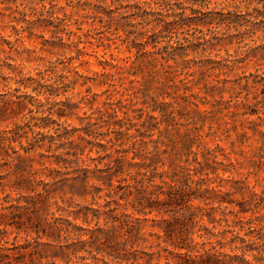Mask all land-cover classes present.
<instances>
[{
    "label": "rangeland",
    "instance_id": "obj_1",
    "mask_svg": "<svg viewBox=\"0 0 264 264\" xmlns=\"http://www.w3.org/2000/svg\"><path fill=\"white\" fill-rule=\"evenodd\" d=\"M156 1L160 2L101 0L100 8L106 7V12L96 13L90 12L85 0H0V133L16 124L21 125L28 131L21 141L27 146L38 131L54 132L35 126L30 129L25 124V116L42 115L37 101L29 96H36V93L21 83L28 77L42 73L53 78V82H61L64 75L70 77L67 85L49 89L50 94L46 95L49 99L44 108L53 111L65 108V116L59 121L69 129L80 128L79 133L84 134L82 126L89 117H96L98 109L110 110L114 106L111 103L124 100L126 94H135L134 108L143 107L141 93H135L138 84L133 82L135 77L132 74L140 68L142 73L138 78L143 76L149 81L157 70L148 62L146 51H154L155 57L160 58L164 54L162 56L173 58L170 60L173 74L169 75L160 67L158 82L150 81L152 88L148 102L152 103L156 88L165 81L172 87L165 88L160 99L172 102L171 109L176 116L172 123L188 121L189 125L171 124L172 132L161 138L160 151L166 162L180 157L184 161L186 156L182 153L186 148L182 144L185 130H191L190 135L195 137L192 150L197 152L198 160L207 164L209 173L210 168L217 169L208 176L207 185L217 192L220 190L219 195L226 200L219 206L217 201L207 203L193 199L190 209L196 214L193 223L186 220L185 226L177 231L188 232L184 243L193 246L198 242V249L203 240L199 234L207 238L211 236L209 231L223 232L220 241L224 247L217 248L230 253L231 248L242 245L241 238L256 236L261 224L264 226V137H261L264 133V0H166L171 4L166 2L161 6L154 3ZM138 5L150 13L145 14ZM105 72L109 74L105 75ZM24 94L26 103L23 110L16 104L11 105L12 101H17V96ZM38 97L45 101L44 95ZM4 108L7 109L5 112ZM28 108H33V112L30 113ZM16 112L21 113L16 115ZM135 114L145 116L146 112H130V116ZM57 116L54 114L52 118ZM31 122L33 125L35 120ZM161 127H165V123ZM72 139L79 141L77 134ZM14 145L23 153L19 143ZM45 150L38 149V152L47 153ZM87 154L88 148L81 156L85 161L79 162L78 167L93 168L98 162L88 160ZM132 154H128V161H140L130 160ZM89 155L95 158L99 154L93 150ZM35 158L40 159L38 156ZM193 158L191 155L190 161ZM43 162L47 166L58 167L51 165L48 159H43ZM4 163L0 159V174L7 175L12 169ZM98 164L103 167L104 161ZM34 166L42 167L36 161ZM125 167V176L128 172L133 173L127 162ZM7 176V183L16 181L14 175ZM94 183L98 184L97 181ZM207 185L202 187V191ZM7 192L18 196V192L11 191L9 187ZM227 192L230 194L226 195ZM104 194L105 191L100 193L102 197ZM3 195L0 191V197ZM71 197V193L64 194L58 189L45 205L36 199L30 204L35 203L32 209L40 210V217L46 224L53 221L54 216L67 215L60 206L79 203L97 207V202H104L98 197L93 200L90 195L86 198ZM25 201L22 198V202ZM198 205L205 210L199 211L195 208ZM127 206L128 212H133ZM241 208L246 212H239L236 216ZM119 210H124V207ZM205 211L214 222H210ZM186 214H189L188 210L175 208L169 213L148 215L149 219L156 218L157 221L141 222L140 236L147 240L138 241L134 249L139 246L149 251L165 245L172 248L171 240L161 234L159 223H162V218L180 217L183 220ZM135 216L143 218L137 213ZM225 217L231 226H227L223 220ZM249 219H253L257 228L254 234L248 232L246 221ZM77 222L82 224L81 219ZM152 232L161 234V238L151 235ZM34 236V233L27 235L9 228L3 244L13 247ZM178 237L174 236L176 242H180ZM212 241H215L213 237ZM46 250L53 252V248ZM253 254L256 250H248L247 258L252 260ZM163 262L164 259L161 264ZM12 264L30 263L27 257Z\"/></svg>",
    "mask_w": 264,
    "mask_h": 264
},
{
    "label": "trees",
    "instance_id": "obj_2",
    "mask_svg": "<svg viewBox=\"0 0 264 264\" xmlns=\"http://www.w3.org/2000/svg\"><path fill=\"white\" fill-rule=\"evenodd\" d=\"M166 2L167 5L171 4L166 0L154 3L161 6ZM85 3L89 4L90 12H106V7L100 8L101 0H97L96 3L85 0ZM138 7L142 8L139 5ZM142 10L145 14L150 13V10L143 8ZM146 54L148 62L157 69L151 74L150 80L147 81V78L143 76L138 78L139 73H142L140 68H136L137 71L132 74L135 77L133 82L138 84L135 93H141L143 107L134 108L135 94H126L127 98L124 100L118 99L111 103L114 106L110 110L98 109L96 117H89L82 126L84 134L79 133L80 128L69 129L59 121L65 116V108L55 111L44 108L49 99L46 96L50 94L49 89H60L61 85H67L71 81L68 75H64L61 82H53V78H47L46 75L39 73L37 77H28L21 82L36 93V96H29L37 101V107L42 113L39 116H25V124L30 129L35 126L54 132L47 134L38 131L33 141L27 146H24L21 141L27 136L28 131L21 125L16 124L14 128L3 130V134L0 133V159L12 169L7 175L12 174L16 179L13 184H9L5 181L8 176L0 174V191L4 193L0 197V264H12L13 261H23L27 257L30 264H57V262L61 264H161L162 259H164L163 264H264V231L262 232L264 226L262 224L256 236L241 238L242 245L234 246L230 253L217 248L224 247L220 241L223 232L209 231L211 236L207 238L199 234L203 240L198 249V242L193 246L187 242L184 243L187 241L188 232L185 234L177 231L178 228L182 229L185 226L186 220L188 223H193L196 215L194 211L190 212L193 199L207 203L217 201L219 206L226 200L219 195L220 190L217 192L215 188L208 187V176L210 173H215L217 169L210 168L209 173L207 164L198 160L197 152L192 150L195 137L190 135L191 130H185L186 137L182 144V147L186 148V152L182 153L186 156L184 161H181V157L168 162L163 158L164 155L160 151L161 138L172 132L169 127L176 118L171 109L172 102L160 99L164 96L163 90L170 85H167L165 81L161 82L156 88L157 92L151 97V104L148 102V97L152 88L150 81L158 82L160 67L162 71L169 72V75L173 74L170 71L173 68L170 60L173 58L162 56L164 54H161L160 58L155 57L154 51H146ZM106 74L109 73L105 72ZM40 94L44 95L45 101L38 97ZM25 96L26 94L17 96V101H12L11 105L16 104L23 110L26 103ZM3 110L5 112L7 109ZM28 110L32 113L34 109L28 108ZM131 111H144L146 114L130 116ZM20 113L16 112V115ZM54 114L58 115L57 118H52ZM32 120H35L33 125H31ZM164 123L165 127H161ZM188 123V121L187 123L181 121L173 125L188 126ZM104 127H107L105 131L102 130ZM76 134L79 141L72 139ZM261 137H264V133ZM14 143L20 144L23 153H20ZM87 148L88 160L98 162L93 168L78 167L79 162L85 161L81 156L85 154ZM38 149H46L47 153L38 152ZM61 149H64L63 152ZM93 150L99 154L98 157L89 155ZM130 152L133 153L130 160L139 159L140 161H128L127 156ZM162 152L166 153V150ZM191 155L194 156L192 161H190ZM36 156L40 159L35 160ZM43 159H48L51 165L55 164L58 167L47 166ZM34 161L42 167L36 168ZM102 161L104 166L100 167L98 163ZM125 162L130 169L134 170L133 173L128 172V176H125L127 173ZM115 181L116 184H114ZM204 185L207 187L202 191ZM7 187L11 191H17L18 196H12L11 192H7ZM166 187L168 190L165 189ZM58 189L64 194L71 193V199L75 196L86 198L90 195L93 200L98 197L104 202H97V207L79 203H75V206H71L70 203L67 207L60 206L67 215L54 216L53 221L44 224L39 214L40 210L32 209L35 203L30 204V201L36 199L40 204L45 205ZM102 191H105L103 197L100 195ZM229 194L230 192L226 193V195ZM22 198L26 199L25 203L22 202ZM231 202L228 201V203ZM127 205L133 212H128ZM121 207H124V210L120 211ZM175 208L186 209L189 214L183 215L185 218L183 220L180 217L162 218V223H159L162 229L161 234L171 240V243L166 238L164 241L172 245V248L165 245L149 251L139 246L134 249L138 241L147 240L140 236L141 222L157 221L156 218L149 219L148 215L154 212L169 213ZM195 208L199 211L205 210L200 205ZM239 212H246V210L241 208L235 215L238 216ZM136 213L143 218L135 216ZM207 214L210 222H214L213 218H210L211 215ZM79 219L82 224L77 222ZM223 220L226 221L227 226H231L228 218L225 217ZM253 224V219L246 221L248 232L254 234L257 228ZM9 228L15 229L17 233L21 231L27 235L34 233L35 236L31 240L26 239L23 244L7 247L3 242ZM161 234L151 233L159 239ZM174 236H179L180 242H176ZM212 237L215 241H212ZM44 238L47 240L43 241ZM127 244H130L129 248ZM48 247L53 248L52 253L47 252ZM238 250L241 252L239 253ZM248 250H256L252 260L247 258Z\"/></svg>",
    "mask_w": 264,
    "mask_h": 264
}]
</instances>
